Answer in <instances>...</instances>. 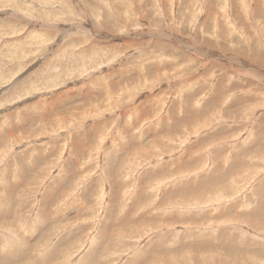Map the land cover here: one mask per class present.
Wrapping results in <instances>:
<instances>
[{"label":"rangeland","instance_id":"374dc122","mask_svg":"<svg viewBox=\"0 0 264 264\" xmlns=\"http://www.w3.org/2000/svg\"><path fill=\"white\" fill-rule=\"evenodd\" d=\"M0 264H264V0H0Z\"/></svg>","mask_w":264,"mask_h":264},{"label":"bare ground","instance_id":"6f19581e","mask_svg":"<svg viewBox=\"0 0 264 264\" xmlns=\"http://www.w3.org/2000/svg\"><path fill=\"white\" fill-rule=\"evenodd\" d=\"M182 2V1H181ZM127 65V64H126Z\"/></svg>","mask_w":264,"mask_h":264}]
</instances>
